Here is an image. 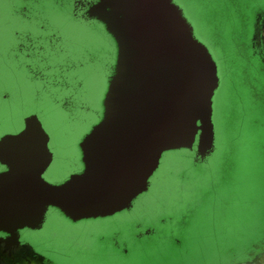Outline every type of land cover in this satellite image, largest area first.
Masks as SVG:
<instances>
[{"label": "rangeland", "instance_id": "rangeland-1", "mask_svg": "<svg viewBox=\"0 0 264 264\" xmlns=\"http://www.w3.org/2000/svg\"><path fill=\"white\" fill-rule=\"evenodd\" d=\"M9 1L17 4V0H0V139L12 133L17 121L37 114L51 139L49 149L54 154L53 173L46 172L43 179L50 184H61L80 172L76 167L77 162L81 163L78 145L101 118L98 106L105 91L100 87V70L102 66H109V61L104 57L105 51H91L86 55L88 61H92L89 65L83 70L72 67L80 60L74 54L96 46L97 40L86 30L65 22L61 12L50 9L46 0H20L19 8L27 7L29 19L45 29L37 34L24 32L38 45L45 44L52 34L63 36L61 43L51 52L46 49L41 55L44 60L38 57L27 60L19 55L10 60L7 49L12 44V35L23 32L21 28L25 27L17 20L11 21L7 13ZM171 1L182 11L193 28L194 38L207 47L217 65L219 87L213 98L216 152L197 166H193L192 154L187 150L165 153L149 180L148 194L135 202V210L129 215L108 221L83 220L76 224L51 215L35 243L39 250L63 254L50 255L58 264H221L239 260L238 255L249 248L245 245L255 240L264 224V89L257 88L254 72L253 75L245 73L241 46L247 43L242 29L234 28V20L230 25L221 21L223 9L228 4L232 11L237 9L236 2ZM53 22L59 23L61 30H57ZM232 39L236 40L233 44ZM24 66L39 71L45 69L44 76L49 80L59 74V68L70 67L65 73L66 84L73 87L81 82L92 100L99 103L94 106L97 109L92 107L91 115L87 110L82 114L77 107L85 104L87 109L90 100L87 95L84 100L74 94L69 95L73 108L68 113L59 112L45 100L43 111L32 108L36 92L41 90L44 95L40 87L43 82L29 78ZM58 85L59 82L53 87ZM250 86L254 105L247 96ZM47 91L50 96H56L55 88H47ZM253 121H257L256 126ZM249 128L254 131L249 132ZM181 215L186 217L182 230L176 223L160 228L159 238L134 250L128 258L117 256L106 244L101 248L98 244L112 234L126 235L129 226L142 217L177 219ZM170 227L175 231L171 232ZM179 234L181 244L173 246L170 238Z\"/></svg>", "mask_w": 264, "mask_h": 264}, {"label": "water", "instance_id": "water-1", "mask_svg": "<svg viewBox=\"0 0 264 264\" xmlns=\"http://www.w3.org/2000/svg\"><path fill=\"white\" fill-rule=\"evenodd\" d=\"M91 13L116 52L99 123L78 145L81 171L61 184L43 179L53 155L42 171L39 147L23 138L42 126L36 115L0 139V233L17 244L20 231L41 229L48 213L79 222L131 208L165 153L195 149L204 159L215 149L217 65L182 11L171 0H99ZM8 247L0 246V264H25L6 255ZM230 264H264V246Z\"/></svg>", "mask_w": 264, "mask_h": 264}, {"label": "flooded vegetation", "instance_id": "flooded-vegetation-1", "mask_svg": "<svg viewBox=\"0 0 264 264\" xmlns=\"http://www.w3.org/2000/svg\"><path fill=\"white\" fill-rule=\"evenodd\" d=\"M32 1L37 2V0H32ZM21 2L22 1L17 0L16 1L17 4H12V2L10 1L8 3L9 8L7 13L11 18V21L17 20V22L24 25L25 28L23 27L21 28L23 32L13 33L12 44H10L9 48L7 49V55L9 56V58H11L10 60H14V58H16L14 56L16 55H19L27 60H30L31 58H35V57H38L40 60H44L41 57L42 53H44L47 50L51 52L55 46L61 43L63 36L52 34L49 38L45 40V44L43 45H38L35 42L36 40L35 41L31 40L29 38L30 36L25 33L26 31H33L35 34H37L39 31H43L45 29L43 25L37 26L35 22L33 23L29 19V11L27 7L19 8L18 4H20ZM98 2L99 0H46V3L48 4L50 9H52L54 12L56 11L61 12L65 22H67L69 25H72L74 27L86 30V32L91 33L93 37L97 40L98 44L96 46L86 48L85 50L78 51L77 54H74V57L80 60H78V62H76L72 67L79 68V70H83L86 67V65H89L92 62V61H88V59L86 58L87 54H89L91 51H100V50H102L103 52L105 51L104 57L107 59V61H109V66H107L106 68L102 66L100 70V87H101V91L106 92L107 78L111 73L115 60L116 51L111 40L107 37L103 26L92 16L91 11L95 8ZM227 2H229V0ZM235 2H237V9L233 8L232 11L230 4H228L226 12L228 14V18H232L235 20L239 18V22L241 24V25L239 24L240 29L242 28V31L244 32V36L246 38L247 58L244 66L245 73L250 75L252 72H254L256 74L255 76L258 84L257 88L264 89V0H238ZM236 12H238V14ZM59 25L60 24L57 22L54 23V27L57 30L59 29L61 30ZM16 41L18 42V44ZM23 68L25 72H29L28 73L29 78H31L35 82H39V81L43 82V85H40V87L42 86L41 89L44 95H41L40 92L41 90L37 91L34 101L35 104H32L33 106L32 108L39 109L38 111H43L45 104H47L44 102H48L49 104H51L52 107L56 108L59 112L62 113L70 112V110L73 108V103L71 102L72 96L69 98V95L71 94H74L77 97L84 100L86 99V95H87L88 101L90 100V104L87 109L85 104L79 105L77 107L78 111L81 112L82 114H85L87 110V114L91 115L92 114L90 113L91 108L94 106H98L99 104L98 102L95 103L92 100V96L90 95V93L88 94V92L85 91V88L83 87V84L81 82L80 83L77 82L73 87H70L66 84L65 73L69 71L70 67L66 66L59 68V74L52 76L51 80H49L50 78L47 79L44 76L43 71L45 69L39 71L37 69H31V67L29 66L26 67L24 66ZM57 82H59L58 87H53ZM51 87L57 90L55 91L56 96H52V94L50 96V93H48L49 91H47V88H51ZM249 89L247 96H249V101H251L250 96H251V90L253 88L250 86ZM63 95L65 96L68 95V96L67 98L64 96V98L58 100V97L60 96L63 97ZM5 99L6 97L3 98V100ZM43 100L45 101L43 102ZM98 107L101 111V105ZM94 108L97 109L96 107ZM25 119H21L20 121H17L15 126L16 128H14L12 130V133H10L9 135H15L19 133L24 128ZM256 123L257 121H253V126H256ZM248 130L249 132L250 130L254 131L252 128H249ZM49 140L51 142V139ZM214 145H215V149L211 155H213L216 152V148H217L216 138ZM189 152L190 154H192L193 166L201 165L205 163L209 158V156L204 159H199L195 157V149ZM52 155H53V161L51 165L54 162V154ZM51 165L47 171L48 173L49 172L53 173L52 172L53 168ZM76 167L78 168V170L81 171L82 168L81 163L77 162ZM2 172H5V168L0 166V173ZM149 189L147 190V192L139 195L133 201L131 208L110 217L91 219V220L108 221V220H112L113 218H116L117 216L123 217L125 215L131 214L135 210V206H134L135 202H137V200H139L141 196L148 194ZM51 215L52 218L61 217L67 220V223L69 222V224L78 223V222L69 221L68 219L64 218L61 214L54 212L47 214L45 222L41 227V229L39 230L25 229L20 231L19 244L15 243L14 237L0 233V246L3 245L9 246L6 255H15V256L23 257V259L25 260V264H58L56 258L50 255H63V254L48 252L45 250H39V248L35 243L37 241V237L39 236L40 232L43 230L46 222L50 220ZM185 222H186V217L183 215H181L177 219L173 218L172 216H168V218L165 219H159L158 217H156L153 220L150 219L147 220V218L142 217L139 222L135 224H131L129 226V228L127 229L128 233H126V235L122 236L118 233L112 234L106 241L105 239L102 238L100 241H98L100 242L98 244H100V248L103 247L104 244H106L108 246V249L113 251L117 256L121 258H128L129 255L135 252L134 250L142 249L143 246L149 244L151 240L159 238L160 228H167L170 226L169 224L176 223L178 229L182 230V226L185 224ZM170 231L171 232L173 231L171 227H170ZM180 234L177 237L170 238V241L172 242L173 246H179L181 244L182 240L180 238L181 237ZM246 246L249 248L247 250L245 248L244 250L241 251L242 253L238 255L239 260H245L249 258L251 255L254 254V251L256 249L264 246V224L262 225L258 233V236L255 238V240H251V242L245 245V247ZM250 249H252L253 252L252 251L250 252ZM232 262L233 261L231 260L229 262L228 261L222 262L221 264H230Z\"/></svg>", "mask_w": 264, "mask_h": 264}, {"label": "snow or ice", "instance_id": "snow-or-ice-1", "mask_svg": "<svg viewBox=\"0 0 264 264\" xmlns=\"http://www.w3.org/2000/svg\"><path fill=\"white\" fill-rule=\"evenodd\" d=\"M197 131L198 129L196 128L195 123H194L189 130V135L191 136V138L195 136V133ZM24 134H25V137L23 138L34 142L39 147V156H40V160L42 161L41 168L43 171L52 160V157L49 154L50 140L46 132L44 131L43 127L39 123H35L33 127L30 130L26 131ZM17 137H20V136H17ZM159 158L160 156H158V159ZM41 185L45 187V185H43L42 183ZM54 190H58V189H54ZM40 220L42 221V216L40 217Z\"/></svg>", "mask_w": 264, "mask_h": 264}, {"label": "trees", "instance_id": "trees-1", "mask_svg": "<svg viewBox=\"0 0 264 264\" xmlns=\"http://www.w3.org/2000/svg\"><path fill=\"white\" fill-rule=\"evenodd\" d=\"M227 1V0H226ZM235 1H238V0H234V3H235ZM236 5H237V2H236ZM233 6V5H232ZM237 7V6H236ZM229 10V9H228ZM227 8L226 9H223V13H222V17L224 18V19H222L221 18V21L223 22V24L224 25H226V24H229V22L231 21H235L234 23V25L233 26H235L234 28L235 29H240V25H239V18L237 19V20H235V19H232V18H228V14H227ZM238 14V13H237ZM239 22V23H238ZM230 25V24H229ZM242 29V28H241ZM240 29V30H241ZM243 32V31H242ZM243 34H244V32H243ZM231 40V39H230ZM230 40H229V42H230ZM235 39H232V41H231V43L233 44V43H235ZM243 49H244V58H245V61H246V55H247V45L246 44H243L242 46H241ZM224 51L225 52H227L225 49H224ZM252 65V64H251ZM245 66V65H244ZM245 68V67H244ZM254 79H255V77H254ZM256 81V80H255ZM250 98H251V100H252V97L250 96ZM253 102V105H254V101H252ZM214 115H215V118L214 119H216L217 118V111H215V113H214ZM216 123H217V121H216ZM214 131H215V125H214ZM216 131H217V125H216Z\"/></svg>", "mask_w": 264, "mask_h": 264}, {"label": "bare ground", "instance_id": "bare-ground-1", "mask_svg": "<svg viewBox=\"0 0 264 264\" xmlns=\"http://www.w3.org/2000/svg\"><path fill=\"white\" fill-rule=\"evenodd\" d=\"M47 261V260H46Z\"/></svg>", "mask_w": 264, "mask_h": 264}]
</instances>
